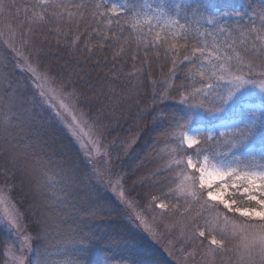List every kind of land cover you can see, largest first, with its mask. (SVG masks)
Wrapping results in <instances>:
<instances>
[{"label": "snow or ice", "instance_id": "obj_1", "mask_svg": "<svg viewBox=\"0 0 264 264\" xmlns=\"http://www.w3.org/2000/svg\"><path fill=\"white\" fill-rule=\"evenodd\" d=\"M0 36L14 69L5 65L0 74V110L5 113L0 124V181L5 186L0 203L7 205L0 214V264H53L47 249L33 247L53 227L45 215L51 206L39 199L36 179L53 167L71 169L81 182L110 190L112 203L127 205L130 219L154 238L155 209L162 217H179L187 244L181 248L185 262L199 257L200 264H213L217 258L220 264H264V3L257 8L251 0L239 9L212 10L203 0L192 5L168 0H0ZM51 43L82 57L81 67L93 60L96 67L100 61L110 64L111 76L105 80L113 84L123 76L117 65L125 57L133 65H146L163 55L172 81L183 69L187 83L166 81L151 102H144L148 117L165 121L159 142L168 149L161 155L165 163L152 174L162 177L156 181L158 191L144 206L126 196L130 177L111 167V149L104 144L108 126L100 127L111 117L91 118V112L78 107L96 104L84 98L96 86L87 73H73V81L68 70L49 66L43 49ZM100 95L119 99L115 89L101 90ZM254 97L258 103L251 102ZM169 101L182 106L183 115L169 117L164 111ZM44 112L63 124L83 150V171L50 159L38 171L33 169L41 153L21 148V134L29 139L38 134L36 120ZM8 113L14 115L9 118ZM31 114L36 119L22 118ZM97 159L104 164L97 166ZM17 180L31 187V199L25 195L23 203L13 202L9 195L5 201V189L14 190ZM104 208L103 202L94 201L84 211L96 217L105 214ZM25 217L30 232L22 223ZM61 236L64 258L59 264H83L93 236L82 231H62Z\"/></svg>", "mask_w": 264, "mask_h": 264}, {"label": "trees", "instance_id": "obj_2", "mask_svg": "<svg viewBox=\"0 0 264 264\" xmlns=\"http://www.w3.org/2000/svg\"><path fill=\"white\" fill-rule=\"evenodd\" d=\"M116 2L122 4L125 0H116ZM130 2L139 3L141 0H130ZM168 2L192 5L199 0H168ZM203 2L212 10L239 9L251 0H203ZM262 3L264 0H256V7L259 8ZM4 39L5 37L0 36V74H3L5 65L8 66L9 71L14 70L10 63L13 56L3 43ZM43 54L49 66L53 68L61 66L68 70L71 80L77 79L73 73H80L81 76L87 73L90 84L96 86L95 92L84 94L85 99H94L97 101L96 104L90 108L83 104L78 107L84 112H91V118L104 115L111 117V119H104L100 125L101 128L104 125L108 126V130L104 132V144L106 148L111 149L109 153L113 161L111 167L120 175L130 177L124 185L129 199L144 206L148 197L155 195L158 191L155 187L156 181L162 177H153L152 174L165 163L161 155H166L168 151L165 145L159 142L162 138L160 130L165 126V121L157 122L148 117L143 111L144 102L146 100L151 102V95L166 81L170 84L174 82L176 85L187 83L183 78V69L177 71L178 78L172 81L168 70L169 63L163 55L150 59L149 64L146 65H133L132 61L125 57L124 62H119L117 65L123 76L116 84H113L111 80H105V77L111 76V65L105 66L104 61H100L99 67L95 66L96 60L86 62L81 67L78 61H82V57H76L71 50L58 48L55 43L45 47ZM136 69L140 71L130 76L129 74L136 72ZM84 87L87 86L81 84V88ZM110 89H115L119 99L106 95L97 97V93L101 90L108 92ZM2 104H4V96L0 91V105ZM113 108L118 111L112 112ZM164 111L169 117L183 115L182 106L175 101L167 102ZM12 115L14 113H8L9 118ZM42 116L43 119L36 120L38 134L29 139L27 133H22L23 139L19 145L21 148L41 153L40 158L33 164V169L38 171L41 164L47 163L50 159L56 165L69 163L83 171L80 148L75 140H71L70 133L49 113L44 112ZM22 118L36 119L34 114L25 115ZM91 118L89 120L92 122ZM4 120L5 113L0 110V124H3ZM17 123L18 121H13L14 125ZM196 123L194 121L193 126ZM133 136H138L136 142L126 144L125 142ZM78 175L79 173H73L71 169L61 172L60 168L53 167L46 174L36 177L39 181L37 188L39 199L45 205L51 206V211L46 212L45 215L50 218L53 227L39 245L33 242L34 248L39 246L42 250L47 249L49 259L53 264H59L64 258L61 232L82 231L86 235L93 236V242L84 257L83 264H171L160 253L152 250V241L144 232L135 226L132 227L126 221V207L123 204L119 206L113 204V197L110 195L105 198L106 200L102 199L99 194L101 191L81 182L77 179ZM16 185L14 190L5 189V193L11 196L13 202L23 203L25 195L31 199L32 189L27 183L20 185L17 180ZM4 187L3 182L0 181V188ZM94 201L103 202L105 214L90 217L89 213L84 211L85 208L93 207ZM154 212L156 225L177 223L180 219L179 217L173 219L162 217L158 214V209ZM24 223L30 232V221L27 217L24 218ZM176 225L182 227L178 223Z\"/></svg>", "mask_w": 264, "mask_h": 264}, {"label": "rangeland", "instance_id": "obj_3", "mask_svg": "<svg viewBox=\"0 0 264 264\" xmlns=\"http://www.w3.org/2000/svg\"><path fill=\"white\" fill-rule=\"evenodd\" d=\"M253 100H256V101H253ZM253 100L251 101L252 103H258L259 102L258 97H254ZM67 119L70 120L71 117L69 116V117H67ZM88 123L91 124V121L88 120ZM61 125L64 127L63 124H61ZM84 130H85V132L89 131L88 128H85ZM70 138H71V140H74V138L71 135H70ZM114 142L115 141H113V143ZM76 144H77V142H76ZM78 147H79V145H78ZM80 151H83V150L80 149ZM93 163H95L97 166H102L103 161L97 159V160L93 161ZM98 190L101 191V193H99V194H100V197L104 200H106L105 198L108 195H110V197L114 196V194L110 190H108L107 188L100 187ZM3 195H4V200L7 201L9 196L5 192ZM126 196L129 199L127 191H126ZM129 200L132 201L131 199H129ZM6 206H7L6 203H0V214H2V211ZM124 207H126V221L129 222V224L132 227L135 226L138 230H140L146 234V236L152 241L151 248L153 251L160 253L166 260L171 262V264H200L199 257L197 258V261H191V260H189L187 262L184 261V259H183L184 253L181 251V248H186L187 244L185 241H183V235L181 233V227L179 225H176L177 223L169 222V223H165V225H163L162 223H158V225H156V222H153L152 226L157 233L156 237L154 238L153 235L150 234L149 232L145 231L142 226H140V227L137 226L138 221H135L134 219H130V216L132 214V210L127 205H124ZM145 215L147 216V213H145ZM149 220L151 221L150 217H149ZM22 223H24V220L22 221ZM187 250L190 251V249H187ZM213 264H220L219 258H217L213 262Z\"/></svg>", "mask_w": 264, "mask_h": 264}]
</instances>
